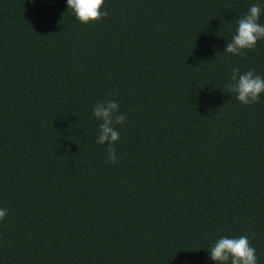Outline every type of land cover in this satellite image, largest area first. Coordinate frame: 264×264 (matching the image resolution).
<instances>
[{
	"label": "trees",
	"instance_id": "16d2710c",
	"mask_svg": "<svg viewBox=\"0 0 264 264\" xmlns=\"http://www.w3.org/2000/svg\"><path fill=\"white\" fill-rule=\"evenodd\" d=\"M252 4L105 0L82 24L67 0H0V264H216L251 233L264 264V94L228 88L233 67L264 77V39L224 51Z\"/></svg>",
	"mask_w": 264,
	"mask_h": 264
},
{
	"label": "clouds",
	"instance_id": "9594fccd",
	"mask_svg": "<svg viewBox=\"0 0 264 264\" xmlns=\"http://www.w3.org/2000/svg\"><path fill=\"white\" fill-rule=\"evenodd\" d=\"M34 2V0H33ZM105 0H67L76 19L82 24H90L108 16L104 10ZM264 9L258 4H252L248 12L237 21L235 35L228 41L224 51L236 56H243L245 50H252L257 42L264 39V24L260 18ZM228 88L235 98L244 105H255L264 94V77L257 75L255 70L241 74L240 69L233 67ZM112 94L109 93V96ZM93 115L101 121L96 142L107 145L108 162L116 164L119 157L114 145L120 140V132L116 125H124L127 117L120 112V105L115 99L98 101L93 107ZM8 214L6 208H0V221ZM255 233L241 235L238 238L223 236L218 238L208 250L209 258L216 264H258L256 249L250 240Z\"/></svg>",
	"mask_w": 264,
	"mask_h": 264
}]
</instances>
